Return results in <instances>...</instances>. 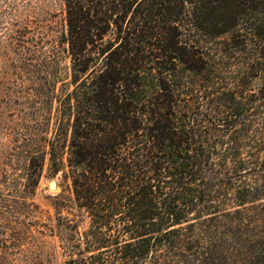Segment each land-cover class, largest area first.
<instances>
[{"label": "trees", "instance_id": "1", "mask_svg": "<svg viewBox=\"0 0 264 264\" xmlns=\"http://www.w3.org/2000/svg\"><path fill=\"white\" fill-rule=\"evenodd\" d=\"M64 6L72 89L59 97L49 81L57 117L39 154L62 172L57 143L70 135L64 179L90 223L79 233L58 217L72 222L56 233L65 264H264V116L255 113L264 94L204 125L199 107L181 104L177 81L159 77L175 61L205 82L233 51L264 79V0Z\"/></svg>", "mask_w": 264, "mask_h": 264}, {"label": "rangeland", "instance_id": "2", "mask_svg": "<svg viewBox=\"0 0 264 264\" xmlns=\"http://www.w3.org/2000/svg\"><path fill=\"white\" fill-rule=\"evenodd\" d=\"M65 32L64 0H0V264H65L56 233L58 224L72 222H58V217L76 222L79 233L89 227L87 214L71 204L70 180L64 179L70 135L57 143L62 145V172L53 174L48 156L41 161L39 154L48 149L43 139L53 137L57 117L49 83L59 97L72 89ZM221 40L209 42L210 58L222 50ZM215 63L205 71V82L181 73L175 61L166 64L174 77L164 71L159 76L177 81L181 104L199 107L196 115L204 125L216 111L233 112L235 103L249 101L256 107L264 94V79L242 54L231 51ZM255 111L264 116V103Z\"/></svg>", "mask_w": 264, "mask_h": 264}, {"label": "water", "instance_id": "3", "mask_svg": "<svg viewBox=\"0 0 264 264\" xmlns=\"http://www.w3.org/2000/svg\"><path fill=\"white\" fill-rule=\"evenodd\" d=\"M50 188L53 190L55 189V183L54 182L50 183Z\"/></svg>", "mask_w": 264, "mask_h": 264}]
</instances>
